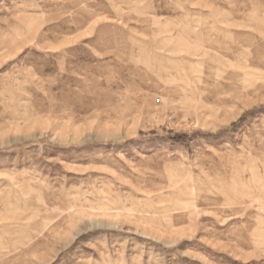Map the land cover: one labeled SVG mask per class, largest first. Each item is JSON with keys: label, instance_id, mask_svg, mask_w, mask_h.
<instances>
[{"label": "rangeland", "instance_id": "rangeland-1", "mask_svg": "<svg viewBox=\"0 0 264 264\" xmlns=\"http://www.w3.org/2000/svg\"><path fill=\"white\" fill-rule=\"evenodd\" d=\"M0 264H264V0H0Z\"/></svg>", "mask_w": 264, "mask_h": 264}]
</instances>
